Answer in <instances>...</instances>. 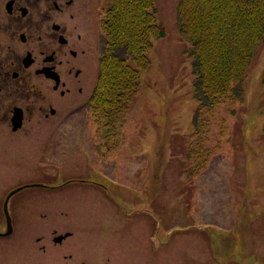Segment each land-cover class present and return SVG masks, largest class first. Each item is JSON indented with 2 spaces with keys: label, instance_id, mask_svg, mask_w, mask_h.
I'll return each mask as SVG.
<instances>
[{
  "label": "rangeland",
  "instance_id": "374dc122",
  "mask_svg": "<svg viewBox=\"0 0 264 264\" xmlns=\"http://www.w3.org/2000/svg\"><path fill=\"white\" fill-rule=\"evenodd\" d=\"M176 2L155 0L165 36L148 55L128 111L108 124L83 104L55 128L72 143L100 133L103 147L97 160L83 156L72 169L99 171L93 178L101 187L69 185L55 195L68 198L71 214H127L135 223L125 234L137 239L145 232L137 219L146 217L147 245L111 246L119 264H264V46L247 70L243 99L202 108L193 123L198 103ZM117 55L127 58L123 49ZM157 230L163 245L153 238Z\"/></svg>",
  "mask_w": 264,
  "mask_h": 264
},
{
  "label": "flooded vegetation",
  "instance_id": "af4514ba",
  "mask_svg": "<svg viewBox=\"0 0 264 264\" xmlns=\"http://www.w3.org/2000/svg\"><path fill=\"white\" fill-rule=\"evenodd\" d=\"M109 2L0 0V264H119L113 244L149 242L145 216L135 225L141 240L125 234L135 223L127 214H71L68 198L55 195L101 187L99 171L72 170L83 156L99 158L101 134L72 143L55 128L93 96ZM153 238L163 245L159 231Z\"/></svg>",
  "mask_w": 264,
  "mask_h": 264
},
{
  "label": "trees",
  "instance_id": "16d2710c",
  "mask_svg": "<svg viewBox=\"0 0 264 264\" xmlns=\"http://www.w3.org/2000/svg\"><path fill=\"white\" fill-rule=\"evenodd\" d=\"M175 25L193 75L198 103L193 123L202 108L242 100L247 70L264 46V0H177ZM102 32L106 46L89 105L93 119L110 124L130 108L140 73L149 68L148 55L165 31L158 23L155 0H110ZM118 49L127 58H119Z\"/></svg>",
  "mask_w": 264,
  "mask_h": 264
}]
</instances>
